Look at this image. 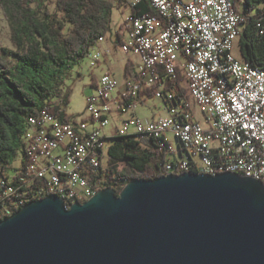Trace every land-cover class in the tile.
<instances>
[{"label":"built area","instance_id":"built-area-1","mask_svg":"<svg viewBox=\"0 0 264 264\" xmlns=\"http://www.w3.org/2000/svg\"><path fill=\"white\" fill-rule=\"evenodd\" d=\"M140 1L125 0L131 8L126 36L114 44L136 75L124 74L121 85L109 67L93 74L81 116L65 120L48 110L32 116L23 141L26 166L0 179V219L26 205L17 195L29 189L61 196L66 208L87 201L109 177L107 139L122 134L143 142L170 141L171 133L188 156L167 164L169 173L229 171L264 183V68L233 53L242 19L234 0H148L158 13L137 15L133 8ZM112 53L105 42L89 57L90 67L105 65ZM139 91L143 100L149 92L162 100L167 115L155 120L136 114L139 102L128 99ZM129 111L116 132L104 131L113 112ZM75 129L85 130L87 146L78 144Z\"/></svg>","mask_w":264,"mask_h":264},{"label":"water","instance_id":"water-1","mask_svg":"<svg viewBox=\"0 0 264 264\" xmlns=\"http://www.w3.org/2000/svg\"><path fill=\"white\" fill-rule=\"evenodd\" d=\"M57 194L0 219V264H264V183L183 171Z\"/></svg>","mask_w":264,"mask_h":264},{"label":"trees","instance_id":"trees-1","mask_svg":"<svg viewBox=\"0 0 264 264\" xmlns=\"http://www.w3.org/2000/svg\"><path fill=\"white\" fill-rule=\"evenodd\" d=\"M234 5L242 15L240 54L251 65L264 68V36L259 25L264 26V0H234ZM114 9V0H0V12L8 21L14 46L0 51L1 177H6L13 160L23 152L24 134L32 116L43 110L65 120L73 116L66 110L70 101L69 90L63 88L66 78L101 38L108 37ZM133 12L158 13L148 0H141ZM124 74L136 75L132 62L126 61ZM144 95L139 91L128 100L143 103ZM152 96L149 92L148 97ZM113 140L108 148L105 186L116 189V194L133 178H156L170 172L167 164L188 154L179 144L177 153L170 141L154 137L140 142L122 134ZM21 164L26 166L24 158Z\"/></svg>","mask_w":264,"mask_h":264},{"label":"rangeland","instance_id":"rangeland-1","mask_svg":"<svg viewBox=\"0 0 264 264\" xmlns=\"http://www.w3.org/2000/svg\"><path fill=\"white\" fill-rule=\"evenodd\" d=\"M131 13L130 6L124 1L122 3L115 2V9L113 12V20H112V27L108 37H105L106 44L112 47V54L110 55L109 66L111 67L112 73L118 79L121 85L124 84V72H125V62H126V55L125 53L119 48H115L113 42L116 39V32H121L123 36H125V29H124V20L126 16ZM11 36L10 30L8 26V21L3 17V14L0 12V51L3 47H7L8 49L14 48L13 44L11 43ZM108 40V41H107ZM104 41V40H103ZM102 43L99 41L98 44ZM105 42L100 45V48H93L92 52L100 53L101 49L104 48ZM239 41L235 42L233 46V53L240 58V49H239ZM109 67V68H110ZM108 66H103L102 68H91L90 67V59L89 57H85L81 59V61L74 67L72 71H70L68 77L66 78L65 84L63 86L64 89L69 90L70 92V101L66 107L67 113L74 116H81L85 110L88 101V94L92 92L90 88L92 82V74H97L98 77L101 72L107 70ZM164 102L156 96L148 97L144 100L143 103H137V107L135 109L136 114L140 115L143 119H160L161 117H165L167 115V111L164 106ZM195 113L198 116H201V113L198 109L195 110ZM132 112H124V113H116L113 112L111 117V123L106 127L104 130L108 134H113L116 132V127L121 126L122 118L131 117ZM81 134L85 133V130L76 129ZM169 140L173 145L174 149L177 151L179 149L178 143L176 139L171 135L168 134ZM113 139H107V145L111 146L113 143ZM107 153V151L105 150ZM184 154H186L184 152ZM23 158V152L20 151L13 160L11 167L8 169L10 174L15 171V168L21 164V159ZM194 158L198 159V157L194 156ZM105 165H108V161L105 160ZM1 178V176H0Z\"/></svg>","mask_w":264,"mask_h":264},{"label":"bare ground","instance_id":"bare-ground-1","mask_svg":"<svg viewBox=\"0 0 264 264\" xmlns=\"http://www.w3.org/2000/svg\"><path fill=\"white\" fill-rule=\"evenodd\" d=\"M103 40H104V38L100 39V41H103ZM93 54L94 53L91 52L88 57H92ZM74 136H76V139H77L78 144L80 146H87V133L86 134H80V132H74ZM221 172H223V171H221ZM0 179H4V178L1 177ZM43 190L44 189H37V190L29 189V190L23 191L22 194L17 195V202L19 204H25L26 202L28 203L31 200H36V199H39L40 197H44L46 195L53 194V193L43 192ZM91 196L92 195H89V198ZM10 215H12V214H10Z\"/></svg>","mask_w":264,"mask_h":264},{"label":"crops","instance_id":"crops-1","mask_svg":"<svg viewBox=\"0 0 264 264\" xmlns=\"http://www.w3.org/2000/svg\"><path fill=\"white\" fill-rule=\"evenodd\" d=\"M124 1H125V0H123V2H124ZM114 2L117 3V2H119V0H114ZM125 36H126V33H125ZM125 36H123L121 32H116V39H115V41L113 42V44H117V43L119 42L120 38H121V39H124ZM107 41H108V40H107ZM104 42H106L105 39H104V41H102V43L98 44L96 47H97V48H100V45L103 44ZM114 47H115V46H114ZM115 48H117V47H115ZM110 57H111V56H110ZM110 57H107V58H106L105 66L110 67V66H109ZM240 58L243 59L242 56H240ZM125 64H126V62H125ZM103 66H104V64L101 65V68H102ZM110 68H111V67H110ZM95 75H97V74H95ZM106 160H107L108 162H110L109 152H107Z\"/></svg>","mask_w":264,"mask_h":264}]
</instances>
